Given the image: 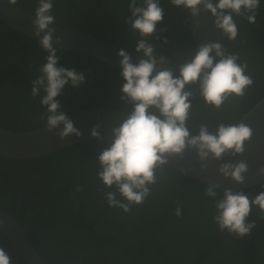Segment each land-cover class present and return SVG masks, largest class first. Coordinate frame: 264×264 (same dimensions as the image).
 Segmentation results:
<instances>
[{
	"label": "trees",
	"instance_id": "1",
	"mask_svg": "<svg viewBox=\"0 0 264 264\" xmlns=\"http://www.w3.org/2000/svg\"><path fill=\"white\" fill-rule=\"evenodd\" d=\"M129 0H53L56 25L114 43L135 52L138 35L125 22L131 16ZM21 9L35 14L38 0H17ZM164 11L156 34L149 37L158 55L186 52L194 47L189 12L160 0ZM238 35L229 40L221 32L228 53L246 64L253 83L244 94H231L220 108L205 102L199 86L191 85L187 127L197 134L202 124L214 132L220 124H236L264 97V0L256 22L235 17ZM165 40L167 41L165 43ZM136 53V52H135ZM58 66L85 76L78 88L66 85L60 100L69 115L89 108H107L127 114L131 105L121 101L125 81L120 70L82 54L62 50ZM47 53L0 20V126L25 132L42 127L46 111L40 97L31 96V80ZM178 75V74H177ZM44 93L41 92V96ZM103 144L78 143L29 160L0 158V209L22 228L47 264H264V219L253 208L246 222L255 227L244 237L221 232L213 222L215 201L205 187L168 165L156 170L151 194L132 211L109 207L107 189L97 177L96 159ZM232 158V157H228ZM262 184V183H261ZM261 184L244 189L250 196ZM81 187L83 191H77ZM222 196V191H220ZM118 198L119 194H117ZM182 209L181 216L175 209ZM0 247L11 264H24L0 233Z\"/></svg>",
	"mask_w": 264,
	"mask_h": 264
},
{
	"label": "clouds",
	"instance_id": "2",
	"mask_svg": "<svg viewBox=\"0 0 264 264\" xmlns=\"http://www.w3.org/2000/svg\"><path fill=\"white\" fill-rule=\"evenodd\" d=\"M17 0H9L15 5ZM171 4L186 9L192 17L210 12L215 27L229 40L238 35L235 17L256 22V11L260 0H170ZM53 0H38L33 20V35L40 47L47 53L46 62L41 65L39 75L31 80V96L40 97V104L46 109L41 115L45 129L58 135L63 141L69 136L77 138L82 132L74 126L63 111L60 100L66 85L78 88L85 83L83 73L75 69L58 66L61 49L59 36H55V16L52 14ZM131 16L125 22L138 35L135 52L142 54L138 63L125 50L118 56L122 68L120 75L125 83L121 86L119 99L131 105L126 118L118 126L111 127V138L104 139L95 125L91 136L104 145L97 155L99 164L97 177L107 189L105 192L109 207L131 212L133 205H141L151 194L150 185L156 182V170L167 163V158L183 155L194 150L201 168L206 169L209 159L221 161L225 157L236 158L246 151V142L251 141L253 130L243 122L220 123L214 132L202 124L197 134L187 127L192 107V92L189 86H199L205 102L220 108L229 95L241 96L253 81L246 74L247 65L238 63L237 54L228 53L221 42L209 41L198 45L191 60L178 66V75L168 67L164 55H158L149 37L156 34L157 24L162 22L164 11L160 0H129ZM167 41L165 40V43ZM41 92L44 93L41 96ZM62 126V127H61ZM58 130V131H56ZM217 172L224 179L243 184L249 166L244 160L236 163H221ZM256 176L264 178V166L258 168ZM218 181L208 179L205 195L215 201L216 215L213 222L221 232L244 237L256 226L255 221L246 222L253 208L259 210L264 219V190L250 196L243 190L224 188ZM264 188V183L261 184ZM77 191H83L77 187ZM119 194V197L117 196ZM177 206L175 215L181 216ZM3 224V221H0ZM0 264H11V257L0 247Z\"/></svg>",
	"mask_w": 264,
	"mask_h": 264
},
{
	"label": "water",
	"instance_id": "3",
	"mask_svg": "<svg viewBox=\"0 0 264 264\" xmlns=\"http://www.w3.org/2000/svg\"><path fill=\"white\" fill-rule=\"evenodd\" d=\"M190 15V14H189ZM34 15L21 9L17 5H11L9 0H0V20L14 31L25 35L27 38L37 41L33 35ZM55 36L61 38V45H55L62 50L82 54L99 60L115 69L122 71L118 52L123 49L133 58L134 63H138L142 54H138L106 40L69 30L57 25ZM189 31L194 42V47L180 54L165 56L168 60V67H171L177 74L178 66L192 59L198 45L209 42H221L220 30L214 25V18L210 12H203L199 17L190 15ZM74 122V126L82 132V136L77 138L74 135L60 140L58 135L48 132L45 125L31 131L16 132L0 126V158L9 160H29L43 157L59 151L63 148L88 141H97L91 136L92 128L99 124L100 134L104 139L111 138V127L118 126L126 114L107 108H89L79 110L68 115ZM243 122L253 130L250 142H246V151L236 158L225 157L221 161L209 159L206 169L201 168V161L194 150H186L183 155H176L167 158L168 165L179 171L197 183L206 186L208 179L218 181L224 188L244 190L264 183V178L256 176L259 167L264 166V97L253 107L244 113L238 123ZM62 127V126H61ZM58 131V130H56ZM244 160L249 166L246 180L243 184H236L224 179L219 175L217 169L221 163ZM0 233L11 244L24 264H47L41 255L35 250L22 228L9 214L0 209Z\"/></svg>",
	"mask_w": 264,
	"mask_h": 264
}]
</instances>
